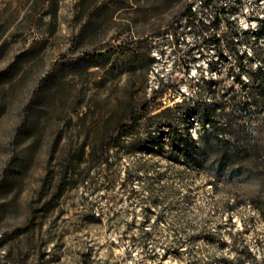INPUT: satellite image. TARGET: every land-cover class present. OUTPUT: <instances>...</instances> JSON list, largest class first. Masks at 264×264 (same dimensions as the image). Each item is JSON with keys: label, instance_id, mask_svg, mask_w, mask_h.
<instances>
[{"label": "rangeland", "instance_id": "1", "mask_svg": "<svg viewBox=\"0 0 264 264\" xmlns=\"http://www.w3.org/2000/svg\"><path fill=\"white\" fill-rule=\"evenodd\" d=\"M189 4L204 24L218 12L224 22L202 33L183 16ZM263 12L264 0H0V264H264V105L232 111L254 162L227 181L174 162L167 142L197 135L192 99L212 98L204 80L218 79L228 103L233 76L259 65ZM118 128L133 132L107 162L88 154L101 135L115 145ZM30 135L31 159L3 185ZM65 167L75 175L61 180Z\"/></svg>", "mask_w": 264, "mask_h": 264}, {"label": "trees", "instance_id": "2", "mask_svg": "<svg viewBox=\"0 0 264 264\" xmlns=\"http://www.w3.org/2000/svg\"><path fill=\"white\" fill-rule=\"evenodd\" d=\"M215 0H199L201 8H206L211 6ZM223 8H220L219 11H222ZM224 13V12H223ZM263 16L258 19L260 22L259 29L264 30V12ZM185 20H187L188 24H191L193 27H198L202 33L208 31L209 29L217 28L223 21V18L219 16V12L211 17V20L208 23L204 24L203 19H196V13L192 9V5L189 4L186 8V12L183 15ZM225 22L227 25H231V21L226 18ZM202 24V25H201ZM236 35V34H235ZM211 41L214 44H219L220 37L218 34L212 35L207 39L203 38L202 42ZM107 54L97 53L95 56H104ZM94 55V54H93ZM222 58L223 55H221ZM262 62V63H261ZM259 65H257L256 69L246 73V75L241 78V72L233 76L232 81L233 85L237 84L240 87V91L244 94L242 97L238 95V92L234 90L233 85L230 86V90H232V95L230 99H228V103L225 98V94L227 91L223 93H219L218 90L212 89L215 88L216 85L219 84L218 79H209L204 80V85L207 89L211 90L212 98L209 101L203 100L201 98L192 99V103L195 107L200 111V115H198L197 111H195V115L197 120L200 123V129L196 136L190 135L188 130L186 129L185 135H167V142L169 144L170 149V157L174 162L185 164L189 168L199 170L204 168L206 165L211 167V184L215 185L217 181H227L232 171H240L243 168H249L251 164L254 162V156L250 153V148L252 146L247 143H243L240 138L241 131L243 127L240 124L241 114L237 112H232L236 107H241L242 110L247 113L252 110L253 107H262L264 105V58L261 59ZM245 65H243V61H239L238 69H244ZM175 107L183 109L187 112V110H191L189 103L187 101H182L181 103H176ZM230 107L229 111H225V108ZM171 109L165 108L160 113H168ZM220 111L222 116V121L216 120V112ZM236 111V110H235ZM160 115V114H159ZM250 116L252 114H249ZM138 118V117H137ZM137 118L132 117L130 120L131 124H135ZM123 126V125H121ZM118 128L117 130L119 131ZM132 129H127L125 131H119L121 135H114L115 145L105 146L104 138L102 135L100 136L101 146L98 149L96 147H92L91 151H89V155L91 157L95 156L96 153L99 152L100 159L98 162H107L108 154L110 149L113 146H116L117 143L126 137L130 136L127 134L132 133ZM31 143L28 146L29 151L27 155L19 156L17 164H13V166H9L4 169L2 173V183L3 185H7L10 179V176L13 172L20 173L24 166L31 159L30 152L32 151L33 146L37 142L39 135H30ZM85 144L81 143L76 149L77 160L82 159L85 154ZM104 146V147H103ZM65 160H67L68 166L73 164V155L72 148L66 149ZM86 162V161H85ZM13 167V168H12ZM21 168V169H20ZM11 171V172H10ZM141 172V171H140ZM141 173L136 172L134 181H141L142 175ZM75 175L73 170H70V167H65L61 180L67 177H73ZM226 178V179H225ZM130 175L127 176V180H133ZM123 181V185L125 184ZM44 188V180L39 187V193ZM63 187H60L57 197L61 194ZM56 197V198H57ZM49 201H43L40 210L46 211L48 208ZM38 209L30 207L26 216V223L29 224V229L32 235H35L36 230H38V226L40 223H34L36 220ZM264 212V208H262ZM37 227V228H36ZM40 228V227H39ZM40 230V229H39ZM144 238L148 237L150 234L147 231L143 233ZM6 244V243H5ZM186 264H194L191 262H186Z\"/></svg>", "mask_w": 264, "mask_h": 264}]
</instances>
